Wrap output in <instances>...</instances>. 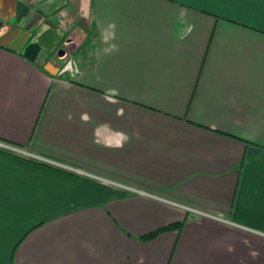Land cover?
<instances>
[{
	"label": "crops",
	"instance_id": "obj_1",
	"mask_svg": "<svg viewBox=\"0 0 264 264\" xmlns=\"http://www.w3.org/2000/svg\"><path fill=\"white\" fill-rule=\"evenodd\" d=\"M34 2L62 40L0 47V264H264V0Z\"/></svg>",
	"mask_w": 264,
	"mask_h": 264
},
{
	"label": "water",
	"instance_id": "obj_2",
	"mask_svg": "<svg viewBox=\"0 0 264 264\" xmlns=\"http://www.w3.org/2000/svg\"><path fill=\"white\" fill-rule=\"evenodd\" d=\"M35 7L34 0H0V47L32 62L62 40L58 26Z\"/></svg>",
	"mask_w": 264,
	"mask_h": 264
},
{
	"label": "built area",
	"instance_id": "obj_3",
	"mask_svg": "<svg viewBox=\"0 0 264 264\" xmlns=\"http://www.w3.org/2000/svg\"><path fill=\"white\" fill-rule=\"evenodd\" d=\"M0 149H1V150L12 151V152H14V153H23L22 150L17 149V148H15V147H11V146L6 145V144H4V143H2V142H0Z\"/></svg>",
	"mask_w": 264,
	"mask_h": 264
},
{
	"label": "trees",
	"instance_id": "obj_4",
	"mask_svg": "<svg viewBox=\"0 0 264 264\" xmlns=\"http://www.w3.org/2000/svg\"><path fill=\"white\" fill-rule=\"evenodd\" d=\"M182 226V223H180V224H178V225H171V226H168V227H164V228H162V229H160V231H157L156 233H153L152 235H149L147 238H152V237H154V236H156L159 232H162V231H164V230H169V229H172V228H174V227H178V228H180Z\"/></svg>",
	"mask_w": 264,
	"mask_h": 264
}]
</instances>
